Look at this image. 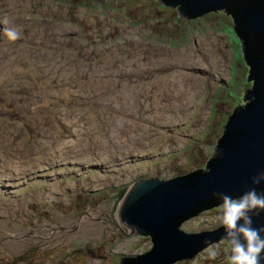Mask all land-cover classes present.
I'll return each mask as SVG.
<instances>
[{
    "label": "rangeland",
    "instance_id": "rangeland-1",
    "mask_svg": "<svg viewBox=\"0 0 264 264\" xmlns=\"http://www.w3.org/2000/svg\"><path fill=\"white\" fill-rule=\"evenodd\" d=\"M178 8L0 0V264H119L151 250L150 237H125L111 223L116 191L206 170L253 90L226 8L195 19ZM219 206L181 229L222 228ZM104 210L109 217L93 216ZM230 254L224 238L175 264H228Z\"/></svg>",
    "mask_w": 264,
    "mask_h": 264
},
{
    "label": "water",
    "instance_id": "water-1",
    "mask_svg": "<svg viewBox=\"0 0 264 264\" xmlns=\"http://www.w3.org/2000/svg\"><path fill=\"white\" fill-rule=\"evenodd\" d=\"M157 1L171 8L179 6L183 19L226 8L242 43L253 90H246L244 102L249 101L237 106L229 116L206 171L168 181L139 179L116 191L119 209L111 223L125 237H150L153 245L144 254L121 257L119 264H175L194 258L219 240L226 238L229 242L224 227L189 234L181 225L202 211L221 205L222 194L238 198L252 188L264 194V180L253 184L254 178L264 174V0ZM249 215L252 227L264 229V209L257 208ZM260 264H264V252L260 254Z\"/></svg>",
    "mask_w": 264,
    "mask_h": 264
},
{
    "label": "clouds",
    "instance_id": "clouds-1",
    "mask_svg": "<svg viewBox=\"0 0 264 264\" xmlns=\"http://www.w3.org/2000/svg\"><path fill=\"white\" fill-rule=\"evenodd\" d=\"M10 40L20 38L16 28L6 29ZM264 180V174L253 179V184ZM223 203L219 206V222L226 230V237L231 245L228 264H260V254L264 252V229L252 227V217L249 212L259 208L264 209V194H258L255 188L250 189L238 198L222 194ZM210 258L215 259L217 251H210Z\"/></svg>",
    "mask_w": 264,
    "mask_h": 264
},
{
    "label": "bare ground",
    "instance_id": "bare-ground-1",
    "mask_svg": "<svg viewBox=\"0 0 264 264\" xmlns=\"http://www.w3.org/2000/svg\"><path fill=\"white\" fill-rule=\"evenodd\" d=\"M196 58H199V57H196ZM201 60H202V59H201ZM181 61H182V60H181ZM195 62H196V61H195ZM197 62H198V61H197ZM200 62H201V64H202V61H200ZM204 62H205V61H204ZM4 63H6V62H4ZM8 63H9V60H8ZM211 63H212V62H211ZM203 64H204V63H203ZM205 64H207V63H205ZM0 65H2V63H1ZM5 65H6V64H5ZM9 65H10V64H9ZM181 65H182V64H181ZM191 65H192V64H191ZM177 66H179V65H177ZM189 66H190V65H189ZM205 66H206V65H205ZM3 67H4V66H3ZM3 67H2V68H3ZM180 67H181V66H180ZM207 67H208V66H207ZM210 67H211V66H210ZM13 68H14V67H13ZM200 69H201V68H200ZM209 69H210V68H209ZM194 70H195V69H194ZM204 70H206V69H204ZM205 72H206V71H205ZM215 72H216V71H215ZM194 73H195V72H194ZM203 73H204V72H203ZM201 74H202V73H201ZM189 75H191V74H189ZM178 76H179V75H178ZM180 77H181V75H180ZM178 78H179V77H178ZM162 79H163V78H162ZM181 79H182V78H181ZM163 81L165 82L164 79H163ZM182 82H183V81H182ZM189 83H190V84H193V82H192L191 80H189ZM152 85H153L154 87H160V88H161L160 90L163 91V92H164V90L167 91V92L169 91L168 88L166 87V85H165L164 83H159V82H158V83H153ZM192 86H193V85H192ZM175 87H176V86H175ZM189 88H191L190 85H189ZM193 88H194V87H193ZM193 88H191V89H193ZM187 89H188V88H187ZM185 91H187V90L185 89ZM191 91H192V90H191ZM127 92H128V91H127ZM127 92H125V93H127ZM172 92H173V91H172ZM188 92H189V91H188ZM188 92H187V93H188ZM125 93H124V94H125ZM133 93H134V92H133ZM141 93L143 94V92H141ZM192 93H194V92H192ZM124 94H123V95H124ZM130 94H131V93H130ZM162 94H164V93H162ZM175 94H176V93H175ZM133 95H135V93H134ZM144 95H146V94H144ZM172 95H173V94H172ZM186 95H187V94H186ZM118 96H119V95H118ZM142 96H143V95H142ZM142 96H141V97H142ZM116 97H117V96H116ZM116 97L114 98V101H113L112 103H116L115 101H117V100H118L117 98H119V97H117V98H116ZM121 97H122V96H121ZM125 97H126V96H125ZM154 97H155V96H154ZM159 97H160V96H159ZM173 97H174V96H173ZM178 97H180V96H178ZM187 97H188V95H187ZM192 97H193V96H192ZM192 97H191V98H192ZM174 98H175V97H174ZM180 98H181V97H180ZM182 98H183V97H182ZM191 98H190V99H191ZM109 99H110V98H109ZM116 99H117V100H116ZM122 99H123V98H122ZM157 99H158V98H157ZM159 99H160V98H159ZM167 99H171V98H167ZM167 99H166V100H167ZM183 99H184V98H183ZM183 99H181L180 101H178V102H179L178 104H184V103H185V100L183 101ZM119 100H120V99H119ZM155 100H156V99H155ZM177 100H179V99H177ZM187 100H188V99H187ZM158 102H159V101H158ZM160 102H161V101H160ZM109 103H110V102H109ZM188 103H189V102H188ZM116 104H117V103H116ZM151 104H153V103H151ZM117 105H119V104H117ZM122 105H123V104H122ZM103 106H104V105H103ZM114 106H115V105H114ZM148 106H149V105H148ZM156 106H157V105H156ZM165 106H166V109H167V108H170L169 110H174L176 104H175L174 102H172V101H169V103H168V104H165ZM104 107H105V106H104ZM115 107H116V106H115ZM137 107H138V106H137ZM138 108H139V107H138ZM138 108H137V109H138ZM105 109H106V108H105ZM146 109H147V107H146ZM156 109H157V108H156ZM135 110H136V109H135ZM136 112H137V111H136ZM156 112H157V111H156ZM167 112H168V111H167ZM169 112H170V111H169ZM158 113H159V112H158ZM163 113H165V112H163ZM167 114H168V113H167ZM164 116H166V117H164V119H163V120H165V121L168 120V119H171V114L166 115V113H165ZM158 117L160 118V116H158ZM161 117H162V116H161ZM72 127H73V126H72ZM74 129H75V128H74ZM133 134H134V133H133ZM135 135H136V134H135ZM116 138H117V136H116ZM120 140H121V139H120ZM99 143H100V142H99ZM118 143H121V142L119 141ZM97 145H99V144H97ZM101 146H102V145H101ZM79 157H80V156H79ZM94 161H95V160H94ZM94 161H93V162H94ZM95 162H96V161H95ZM72 163H73V162H72ZM11 164H12V163H11ZM11 164H10V165H11ZM64 164H65V162H64ZM23 165H24V164H23ZM15 167H17V165H16ZM15 167H14V168H15ZM18 168H19V167H18ZM16 169H17V168H16ZM3 179H4V178H3ZM11 181H12V180H11ZM11 181H10V182H11ZM8 182H9V181H8ZM41 184H42V183H41ZM110 210H111V209H110ZM108 211H109V210H108ZM104 212H105V210H104V211H99V212H97V213L94 212V215H93V216H108V217H109L110 214H109L108 212H107V213H106V212L104 213ZM115 214H117V213H115ZM91 215H92V214H91ZM113 217H114V216H113ZM87 218H88V217H87ZM82 221H83V220H82ZM86 221H87V220H86ZM83 223H84V221H83ZM21 235H22V234H21ZM23 237H24V236H23ZM16 238H17V237H16ZM19 239H20V238H19ZM16 242H17V241H16Z\"/></svg>",
    "mask_w": 264,
    "mask_h": 264
},
{
    "label": "trees",
    "instance_id": "trees-1",
    "mask_svg": "<svg viewBox=\"0 0 264 264\" xmlns=\"http://www.w3.org/2000/svg\"><path fill=\"white\" fill-rule=\"evenodd\" d=\"M232 115H233V114H232ZM232 115H231V116H232ZM206 167H207V166H206ZM201 170H203V169H201ZM206 170H207V169H206ZM206 170H205V171H206Z\"/></svg>",
    "mask_w": 264,
    "mask_h": 264
}]
</instances>
